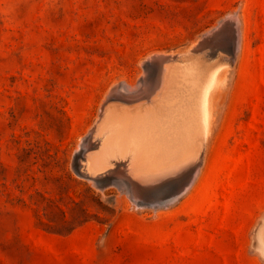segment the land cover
Here are the masks:
<instances>
[{
  "label": "rangeland",
  "instance_id": "1",
  "mask_svg": "<svg viewBox=\"0 0 264 264\" xmlns=\"http://www.w3.org/2000/svg\"><path fill=\"white\" fill-rule=\"evenodd\" d=\"M229 15L241 32L234 57L231 25L222 44L201 43ZM159 53L172 82L136 103L155 104L162 90L169 115L108 126L101 109L111 87L138 86ZM214 62L226 79L202 144L189 102ZM92 131L97 145L81 158ZM152 150L165 153L157 168L145 158ZM199 156L189 191L157 208L135 205L107 174L123 161L145 194L164 196ZM143 174L155 175V189ZM263 227L264 0H0V264H264Z\"/></svg>",
  "mask_w": 264,
  "mask_h": 264
},
{
  "label": "bare ground",
  "instance_id": "2",
  "mask_svg": "<svg viewBox=\"0 0 264 264\" xmlns=\"http://www.w3.org/2000/svg\"><path fill=\"white\" fill-rule=\"evenodd\" d=\"M231 13V12H230ZM229 13V14H230ZM228 14V13H227ZM225 17V16H224ZM239 18V17H238ZM235 15H229L227 17V19H225V21H223L221 24L219 25H213L212 28L208 29L206 31V36L201 39V43H206L208 40H213V42L215 43H221L223 42V37L225 35H222L223 34V30H224V27L226 25H231L232 27L230 28H234L235 29V32L233 33V38H232V35H231V38L233 39V42H232V46L230 48V50L228 51H231V56L234 57V55L237 53L239 47H240V29H239V19H238ZM228 28V27H227ZM242 29V28H241ZM226 30H229V29H226ZM232 31V30H231ZM205 32V31H204ZM229 32V31H228ZM204 34V33H203ZM230 34V33H229ZM229 34H226V36H230ZM202 36V35H201ZM202 38V37H201ZM226 40V39H225ZM230 40V39H229ZM198 42V41H197ZM200 42V41H199ZM210 42V41H208ZM231 42V41H230ZM226 43V42H225ZM200 45V44H199ZM209 45V44H208ZM211 45V44H210ZM216 45V44H215ZM223 45H226V44H223ZM195 46V45H194ZM197 46H198V43H197ZM207 46V44H206ZM217 46V45H216ZM227 46V45H226ZM196 47V46H195ZM194 47H192L191 50H194L193 49ZM197 48V47H196ZM201 48V47H200ZM199 48V49H200ZM209 48V47H208ZM213 48V47H212ZM214 49V48H213ZM227 49V48H226ZM199 51V50H197ZM189 52V51H188ZM200 52V51H199ZM194 53V52H192ZM216 53V52H215ZM214 53V54H215ZM160 54V53H159ZM181 54V53H180ZM187 53H184L183 55H186ZM190 54V53H189ZM222 54V53H221ZM221 54L219 56H221ZM202 55V54H201ZM223 55V54H222ZM170 56V55H169ZM176 56V55H175ZM197 56V55H196ZM199 56V55H198ZM179 57V56H178ZM184 57V56H183ZM169 57L168 56H165V55H150L148 57V61H150V65L149 63H142L144 64V69H145V72L144 74H142V78H140V81H139V84L138 86H134V85H127L126 83H120V86H118V84H115L111 87V91L106 95V98L104 100V107L101 109L102 111V115H103V119H105V123L107 124V122H111L112 119H117V122L120 120V121H124L125 124L126 122H135L137 120H153L154 118H158L160 116V114L162 115L165 114V112L169 115V112H170V109L169 108H166L164 106H162V104H160V99H162L161 97H163V91L161 90L160 92H158V99H156V103L155 104H152V105H146L145 107H142L140 105V102L139 104L136 103V101H140V99L142 98H145L144 101H147V100H150V95L154 93V91L156 90H159V88L162 86V83H171L172 82V74L170 73V70L165 66L164 68H162V63L165 62ZM220 58V57H218ZM202 60L204 58H201ZM211 59V58H210ZM216 59V57H215ZM230 59V58H229ZM147 60V59H146ZM192 60V59H191ZM206 60V59H205ZM233 60V58H232ZM185 61V60H184ZM208 61V60H207ZM223 61V60H222ZM171 63V62H170ZM196 63V62H194ZM216 62H214L213 64H211L209 70L207 71V73L202 76L201 78H199L198 82H196L197 84L196 85V88L194 89V92H193V96H191V101L189 102V106L190 108L192 109V114L195 116V120H196V123H195V133L196 135L194 137H196V140L198 142H202V137H206L208 136L209 137V133L211 132V124L213 123L214 124V121L212 122V116H213V109H214V102H215V99L217 98V96L220 94L219 90L217 91L215 89V87H217L218 85V82L220 83V80H224L226 79L225 77L223 76H220L219 74V67H215V68H212L214 66ZM222 63V62H221ZM178 64V63H177ZM176 64V65H177ZM186 63H184V66ZM192 64V63H191ZM208 64V63H207ZM226 64V63H225ZM231 64V63H230ZM151 65L154 66V71L153 72L155 75L154 77V80H150V76L152 74H150V67ZM171 65V64H170ZM193 65V64H192ZM198 66H199V63H198ZM202 66V65H201ZM208 66V65H207ZM220 66V65H219ZM228 66V65H226ZM143 67V66H142ZM187 67H190L189 69L191 70V66H187ZM200 67V66H199ZM222 67V66H221ZM167 68V69H166ZM203 68V67H202ZM143 69V70H144ZM201 69V68H200ZM176 70H178V66L176 68ZM194 70V68H193ZM202 70V69H201ZM222 70V69H221ZM228 70V69H227ZM200 71V70H199ZM198 71V72H199ZM194 72V71H192ZM190 72V73H192ZM185 73V72H184ZM197 73V71H196ZM200 73V72H199ZM223 73V72H222ZM178 74V73H177ZM185 75V74H184ZM182 76V75H181ZM197 76V75H196ZM196 76H193L194 78ZM153 77V76H152ZM186 77V76H185ZM198 77V76H197ZM153 79V78H152ZM177 79V78H176ZM185 79V78H184ZM183 79V80H184ZM196 79V78H195ZM178 80V79H177ZM176 82V80H174ZM180 81V80H179ZM190 81V80H189ZM187 82V81H185ZM192 82V81H191ZM182 83V82H181ZM192 84V83H191ZM194 84V83H193ZM178 85V84H177ZM185 85V84H184ZM183 85V86H184ZM189 86V85H188ZM223 86V85H222ZM226 86V85H225ZM187 87V86H186ZM138 88V89H136ZM174 88V87H173ZM188 88V87H187ZM221 88V87H220ZM223 89V88H222ZM169 90V89H168ZM157 92V91H156ZM179 92V91H178ZM168 93V92H167ZM172 93V92H171ZM169 96V95H168ZM184 97V96H183ZM176 99V98H175ZM178 99V98H177ZM111 101H116L118 104H121L122 108H120L119 111L117 112H113L111 110H109L105 104L106 102L108 103L109 105V102ZM151 101V100H150ZM154 101V100H153ZM171 101V100H170ZM217 101V100H216ZM134 103L132 106L134 107H131L129 106V104H132ZM160 102V103H159ZM151 104V102H150ZM163 105H166L164 104V101H163ZM169 105V104H168ZM183 106V105H182ZM120 107V106H119ZM173 108V107H172ZM172 111V110H171ZM181 115L182 117V114H179ZM191 115V114H190ZM101 117V116H100ZM99 117V118H100ZM164 117V116H163ZM119 118V119H118ZM176 118V117H175ZM101 119V118H100ZM160 119V118H159ZM107 120V121H106ZM158 120V119H157ZM169 120V119H168ZM185 119H183L184 121ZM120 121L118 123H120ZM102 122V120H101ZM108 122V123H109ZM116 122V121H114ZM116 122V123H117ZM116 123L115 126H116ZM117 123V124H118ZM113 124V125H114ZM194 124V123H193ZM108 125V124H107ZM112 125V126H113ZM120 125V124H118ZM105 126V125H104ZM109 126V125H108ZM108 126H107V129H108ZM121 126V129L122 130V127L123 129L124 128H129L128 126L125 127V125H120ZM159 126V125H158ZM157 126V127H158ZM162 126V125H161ZM111 127V125H110ZM131 128V127H130ZM193 128V126H192ZM190 128L189 131H192ZM115 129V130H114ZM114 132L116 133V127H114ZM150 129V128H149ZM164 129V128H163ZM111 130V129H109ZM119 130V131H120ZM125 130V129H124ZM133 130V129H132ZM118 133H121L122 131H120ZM188 130H186V132H189ZM193 131V132H194ZM90 132V131H89ZM113 132V133H114ZM124 132H126V134L128 132H132L131 130H125ZM147 133V132H146ZM194 133V134H195ZM101 134V133H100ZM108 134V133H107ZM125 134V133H124ZM190 134V133H189ZM192 134V133H191ZM190 134V135H191ZM95 131H92L91 133H89L88 135L84 136V138L82 139V142H79L80 143V146H81V149L79 150L78 152V155L79 157L82 158V156H88V152L87 150L89 149H93L97 143H96V140H95ZM99 135V134H98ZM110 134H108L109 136ZM112 135V133H111ZM171 135V134H170ZM181 135V133H180ZM185 135V134H184ZM97 136V135H96ZM101 136V135H100ZM106 136V135H105ZM112 136H115V135H112ZM131 135L128 134V136L126 137L127 140L129 139H137V138H130ZM135 136V135H134ZM137 136V135H136ZM150 136V135H149ZM155 136V135H154ZM153 136V137H154ZM182 136V135H181ZM189 136V135H188ZM129 137V139H128ZM185 137V136H184ZM183 137V138H184ZM187 137V136H186ZM194 137L191 139L189 138L191 141L194 139ZM98 138V137H97ZM106 137H104L105 139ZM118 138V137H117ZM139 138V137H138ZM103 139V140H104ZM176 139V138H175ZM208 139V138H206ZM81 140V139H80ZM103 140H100V141H103ZM118 140V139H117ZM124 140V139H123ZM152 140V139H151ZM185 140L187 141L188 139L185 138ZM200 140V141H199ZM120 140H118L119 142ZM138 140H132L131 142H135V144H137ZM207 141V140H206ZM98 142V141H97ZM106 142V141H105ZM127 141H125L124 143L126 144ZM130 142V140H129ZM140 142V140H139ZM142 142V141H141ZM140 142V143H141ZM195 142V141H194ZM193 142V143H194ZM121 143V142H120ZM122 143V144H124ZM157 143V142H156ZM193 143L190 144V141L187 145H184L183 146V154H187V156L192 155L194 152H193ZM100 144V142H99ZM129 144V143H128ZM134 144V146H135ZM143 144V143H142ZM158 144V143H157ZM155 144V145H157ZM184 144V143H182ZM186 144V143H185ZM119 145V144H118ZM127 145V144H126ZM131 145V144H129ZM133 145V144H132ZM131 145V147H133ZM79 146V145H78ZM111 146V145H110ZM115 147V145L113 146ZM127 147V146H126ZM144 147V146H142ZM141 146L139 148H142ZM149 147V146H148ZM108 148V147H107ZM129 148V147H128ZM138 148V145L137 147ZM112 149V147H111ZM134 149V147H133ZM145 149V148H144ZM201 149V148H200ZM100 150V149H99ZM148 150V149H147ZM150 150V149H149ZM158 150V149H157ZM157 150H152V151H146L145 153V158H147L149 160V163L151 165L156 166L157 168V165L159 164V162L161 161V159L163 160L165 157V153H159L161 151H157ZM130 151H132L130 149ZM142 151V150H141ZM144 151V150H143ZM201 151V150H200ZM95 152V151H94ZM107 152V151H106ZM113 152V151H112ZM119 152V151H118ZM96 153V152H95ZM117 153V151H116ZM125 153H127L125 151ZM124 153V154H125ZM172 153V152H171ZM86 154V155H85ZM113 154V153H112ZM118 154V153H117ZM115 154V155H117ZM128 154V153H127ZM130 154V153H129ZM77 155V154H76ZM75 155V156H76ZM110 155V154H109ZM105 156V154H104ZM186 156V155H184ZM89 157V156H88ZM106 157V156H105ZM111 157V156H110ZM118 157V156H116ZM197 157V156H196ZM84 158V157H83ZM115 158V157H113ZM128 158V157H127ZM92 159V158H91ZM100 159H103L102 156H97V157H94L92 160H91V163L95 164L96 161H100ZM106 159V158H104ZM103 159V160H104ZM118 159V158H117ZM121 159V158H120ZM192 159V158H191ZM81 160V159H80ZM85 160V159H84ZM129 160V159H128ZM193 160V159H192ZM87 161V160H86ZM105 161V160H104ZM109 161V160H108ZM115 160H113V163H114ZM110 162V161H109ZM131 162V161H130ZM134 162V161H133ZM84 164V162H82ZM107 163V162H106ZM112 163V162H111ZM120 163V164H119ZM189 163V162H187ZM80 164V163H79ZM115 164H117V168L116 169H113V167L110 168L109 171H107V174L110 176V179H111V182H113L115 185H117V188L119 187L123 192H125L130 198L131 200L133 201V203H135V205L137 206H142V205H152L153 207L157 208L158 205H167L169 204L170 202L178 199V197L184 193L185 191H187L189 188L192 187V185L195 183V179L198 175V172H199V169H197L194 173V176L193 178L191 179L190 183L185 186L183 188V191L180 192V194H176L175 192H172L170 193L168 196H161L159 193L156 195V200L155 201H151L149 200L151 198V195H147L145 194L146 193V189L145 186H142L138 181H135L132 177H130V175L128 176L126 173L128 172L126 167H125V162H119L116 160ZM110 165V164H109ZM132 165V163H131ZM184 165V164H182ZM191 164H189L188 166H186V169L190 166ZM87 167V166H86ZM134 168V166H133ZM155 168V169H156ZM83 169V168H82ZM151 169V168H150ZM177 169V168H175ZM86 170V169H85ZM141 170V169H140ZM153 170V169H152ZM185 170V169H184ZM87 171V170H86ZM125 171H127L125 173ZM131 171V170H130ZM154 171V170H153ZM152 171V172H153ZM177 172V171H175ZM92 173V170L91 172ZM100 173V172H99ZM98 173V174H99ZM169 172H163L161 173L162 175H165V174H168ZM179 173V172H178ZM177 173V174H178ZM84 174V173H83ZM115 175V176H112V175ZM137 174V173H136ZM182 174V173H181ZM85 175V174H84ZM101 175V174H100ZM99 175V176H100ZM175 175V174H174ZM185 175H186V172H185ZM86 176V175H85ZM90 179H96L97 177L96 176H92V175H87ZM137 176V175H136ZM177 176V175H176ZM140 177V175H139ZM104 178V177H103ZM109 178V177H108ZM161 179V177H159ZM167 178V177H166ZM174 178V177H173ZM181 178V176H180ZM163 179V178H162ZM170 179V177H169ZM140 181L144 182V183H151V185L153 186V189H155L154 185L156 184H153L155 183L154 180H157V178H155V175L154 174H143L140 178H139ZM159 180V179H158ZM166 181V180H165ZM100 182V181H98ZM110 182V181H109ZM141 182V183H142ZM157 182V181H156ZM171 182V181H170ZM173 182V181H172ZM178 182V181H177ZM108 183V182H107ZM94 184V183H93ZM170 184V183H169ZM175 185V184H173ZM172 185V187H173ZM105 186V185H104ZM111 186V184L109 185ZM149 186V184H148ZM107 187V186H106ZM112 187V186H111ZM148 188V187H146ZM152 188V187H151ZM161 188V187H160ZM103 189V188H102ZM152 189V190H153ZM150 190V188H149ZM151 190V191H152ZM154 191V190H153ZM189 191V190H188ZM124 193V194H125ZM162 194V192H160ZM136 207V206H135ZM151 208V207H150ZM163 208V207H162ZM157 210V209H156ZM254 231H257V230H254ZM256 234V233H255ZM257 240H258V244L261 248V250L264 252V227L261 228L259 231H257ZM256 242V241H255ZM257 246V245H255ZM254 248V247H253ZM257 249V247L255 248ZM262 251H258V252H261ZM263 257V255H261ZM261 257V258H262ZM264 258V257H263Z\"/></svg>",
  "mask_w": 264,
  "mask_h": 264
},
{
  "label": "water",
  "instance_id": "3",
  "mask_svg": "<svg viewBox=\"0 0 264 264\" xmlns=\"http://www.w3.org/2000/svg\"><path fill=\"white\" fill-rule=\"evenodd\" d=\"M235 32V29L233 28V33ZM206 137H202V144ZM202 155V153H200ZM201 163V156H199L191 165L188 167L185 177L179 181L174 187H172L169 191L164 193V196H168L170 193L175 192L176 194H180V192L183 191V188L187 186L191 179L194 176V173L197 169H199ZM151 201L156 200V195H151V198L149 199Z\"/></svg>",
  "mask_w": 264,
  "mask_h": 264
}]
</instances>
